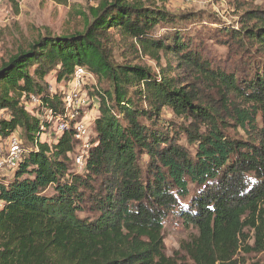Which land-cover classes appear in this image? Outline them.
<instances>
[{"label": "trees", "instance_id": "1", "mask_svg": "<svg viewBox=\"0 0 264 264\" xmlns=\"http://www.w3.org/2000/svg\"><path fill=\"white\" fill-rule=\"evenodd\" d=\"M196 17L98 1L81 31L40 35L1 60L0 139L18 131L25 150L0 184V264H236L264 251V9L246 10L238 26L216 18L214 37L237 59L233 68L185 32ZM116 39L173 57L216 101L165 69L115 63ZM76 66L96 79L97 99L81 169L74 123L83 117L56 135L63 94L46 80L55 71L67 81ZM31 94L35 108L26 105ZM168 217L195 230L171 255Z\"/></svg>", "mask_w": 264, "mask_h": 264}, {"label": "rangeland", "instance_id": "2", "mask_svg": "<svg viewBox=\"0 0 264 264\" xmlns=\"http://www.w3.org/2000/svg\"><path fill=\"white\" fill-rule=\"evenodd\" d=\"M98 1L103 0H1L0 1V62L17 52L25 49L38 36L43 34H70L81 31L84 28V18L90 15V8L95 7ZM146 4L162 6L170 12L196 11V18L185 22L186 33L197 42L202 52L213 61L233 68L231 61L226 56V47L217 43L214 37L213 26L216 18L238 26L239 17L248 9H264V0H135ZM157 31L163 32L164 28L157 27ZM115 38H120L116 35ZM116 39L112 51V60L121 63L124 60L134 64L149 67L158 73L165 69L166 73L176 75L182 84H188L200 91L202 99L215 102L217 95L215 89L205 83L195 82L192 72L188 67H178L176 60L167 55L159 60L150 57L129 43L118 42ZM215 57L214 58L212 57ZM229 60V61H228ZM46 80L53 89L63 92L71 85L70 78L67 81H56L55 71H50ZM94 77H85L81 84L73 91V102L77 110L76 117H83L86 125L90 126L96 116L97 99L91 97L89 90L95 85ZM87 103V104H85ZM38 102L28 101V108H35ZM164 115L173 117L172 112L164 109ZM174 118V117H173ZM50 119V117H48ZM57 125V119H53V127ZM53 129V128H52ZM43 134L41 140L53 138V131ZM5 140L0 139V145ZM194 228L186 227L179 219L168 217L164 224L165 252L173 254L178 249L181 240L194 233ZM249 244L252 245V231ZM236 264H264V251L251 252L237 257Z\"/></svg>", "mask_w": 264, "mask_h": 264}, {"label": "built area", "instance_id": "3", "mask_svg": "<svg viewBox=\"0 0 264 264\" xmlns=\"http://www.w3.org/2000/svg\"><path fill=\"white\" fill-rule=\"evenodd\" d=\"M1 1V0H0ZM93 77L90 72L83 66H76L73 74L70 77L71 85H68L67 89L62 92V102H63V115H58L57 125L54 126V133L56 135L60 134L63 130L68 128V124L72 119L76 117L77 110L75 109V104L73 102V91L76 89L85 77ZM67 81V82H69ZM49 89L53 92L52 86ZM30 101L38 102V98L34 95H29ZM28 100V101H29ZM87 104V103H85ZM27 105V103H26ZM47 118H51V110L46 111ZM75 137L79 141V150L74 156L75 165L78 169H81L84 165V156L86 148L88 146L87 136H88V126L85 123V119L81 118L76 120L74 123ZM42 139V137H41ZM25 150V146L22 143L18 131L11 133L6 139L3 145H0V172L12 173L18 163V160Z\"/></svg>", "mask_w": 264, "mask_h": 264}, {"label": "crops", "instance_id": "4", "mask_svg": "<svg viewBox=\"0 0 264 264\" xmlns=\"http://www.w3.org/2000/svg\"><path fill=\"white\" fill-rule=\"evenodd\" d=\"M10 174H12V173H8V172H0V184H3V183H5L6 182V180H7V178H8V176L10 175Z\"/></svg>", "mask_w": 264, "mask_h": 264}]
</instances>
